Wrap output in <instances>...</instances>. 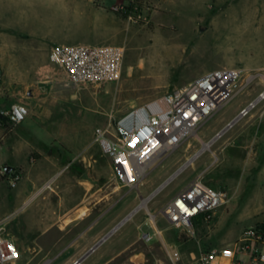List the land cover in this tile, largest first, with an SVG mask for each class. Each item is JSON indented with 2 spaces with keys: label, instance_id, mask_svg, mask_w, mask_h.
<instances>
[{
  "label": "rangeland",
  "instance_id": "obj_1",
  "mask_svg": "<svg viewBox=\"0 0 264 264\" xmlns=\"http://www.w3.org/2000/svg\"><path fill=\"white\" fill-rule=\"evenodd\" d=\"M28 2L23 9V32L32 42L49 49L46 67L66 82L60 97L54 98L60 104L54 106L52 119L36 121L28 116L16 131L46 146L69 145L82 151L76 161L78 176L87 178L95 191L120 193V201L104 216L103 223L116 227L138 209L82 264H173L167 247L178 249L183 256L179 264H187L190 253L197 252L199 245L231 244L245 228L264 223V101L214 139L264 89V0H174V8L159 0H137L132 21L120 15V32L118 24H111L114 15L109 11H99L102 16L98 17L89 8L73 7L74 0ZM114 2L103 0L107 9ZM172 10L175 12L171 15ZM60 43L125 46L120 81L70 85L52 55ZM32 56L29 53L24 59L28 62ZM222 67L243 69L240 86L250 76L254 78L252 85L161 160L138 188L120 186L110 158L97 141V129L112 131L110 125L133 107ZM200 152L199 158L159 191ZM199 175L211 187L227 193V199L212 224L196 225L194 237L179 240L182 233L172 228L162 209ZM149 212L156 215L164 239L147 243L141 239V232L154 233ZM98 215L95 213L92 220ZM49 236L54 240L62 235L56 227ZM18 248L20 259L16 264H64L68 257L65 246ZM46 257L51 260L45 262Z\"/></svg>",
  "mask_w": 264,
  "mask_h": 264
},
{
  "label": "built area",
  "instance_id": "obj_2",
  "mask_svg": "<svg viewBox=\"0 0 264 264\" xmlns=\"http://www.w3.org/2000/svg\"><path fill=\"white\" fill-rule=\"evenodd\" d=\"M136 2L131 0L129 4L116 5L113 10L132 21ZM125 52V46L114 44H58L53 48V57L70 85L86 87L119 82L123 74ZM243 77L244 70L237 67L205 72L181 88L133 107L114 126L110 125L112 131L97 129V141L110 158L115 179L120 186L138 188L161 160L197 133L236 94L252 85L254 78L250 76L240 86ZM263 101L264 89L233 120L247 117ZM29 114L27 105L14 103L4 116L8 123L17 126L24 123ZM2 126L3 122L0 121V128ZM201 154L197 153L188 159L162 186L171 183ZM21 180L22 173L15 172L8 180V185L16 188ZM226 199L227 193L211 187L199 175L163 207L162 213L173 229L194 237L196 225L212 224L217 210L225 204ZM149 214L154 233L142 231L141 239L147 243L155 238L164 239L156 215ZM167 251L173 264L183 261L178 249L167 247ZM19 259L16 241L0 224V264H16ZM187 264H264V229L260 224L247 227L236 241L225 246L199 245L197 252L190 253Z\"/></svg>",
  "mask_w": 264,
  "mask_h": 264
},
{
  "label": "crops",
  "instance_id": "obj_3",
  "mask_svg": "<svg viewBox=\"0 0 264 264\" xmlns=\"http://www.w3.org/2000/svg\"><path fill=\"white\" fill-rule=\"evenodd\" d=\"M130 1L115 0L111 9L104 7L103 0H74L72 5L89 8L98 17L102 16L99 11L111 12V24H118L120 32L121 16L113 7ZM159 2L175 7L174 0ZM28 3L0 0V114L7 113L14 103H23L29 108V118L39 121L53 118L54 106L60 104L54 98L60 97L66 81L46 67L49 49L32 42L23 32V9ZM29 53L33 56L27 62L24 56ZM0 121V224L19 247L65 246L68 257L64 264H75L115 227L102 219L117 206L120 193L95 191L87 178L78 176L76 161L82 151L69 145L46 146L16 131L23 123L14 126L1 117ZM15 172L22 173V180L10 188L8 180ZM95 213L99 215L92 220ZM56 227L62 236L53 240L49 233ZM127 233L121 234L120 240ZM50 260L46 257L45 262Z\"/></svg>",
  "mask_w": 264,
  "mask_h": 264
},
{
  "label": "water",
  "instance_id": "obj_4",
  "mask_svg": "<svg viewBox=\"0 0 264 264\" xmlns=\"http://www.w3.org/2000/svg\"><path fill=\"white\" fill-rule=\"evenodd\" d=\"M237 123V120H233L231 123H229L216 137L215 139L222 137L231 127H233ZM164 186L159 188V191L162 190ZM143 200H145L142 197ZM137 212H133L131 215H129L127 218H125L118 226H116L108 235H106L101 241H99L94 247H92L83 257H81L75 264H82L84 260L92 253L94 252L102 243H104L109 237H111L118 229H120L129 219L132 218V216Z\"/></svg>",
  "mask_w": 264,
  "mask_h": 264
},
{
  "label": "trees",
  "instance_id": "obj_5",
  "mask_svg": "<svg viewBox=\"0 0 264 264\" xmlns=\"http://www.w3.org/2000/svg\"><path fill=\"white\" fill-rule=\"evenodd\" d=\"M117 14H120V13H117ZM0 117L2 118V119H6V117L4 116V115H2V114H0ZM197 226H200L199 225V223H198V225ZM260 227L262 228V229H264V223H261L260 224ZM190 238L187 236V235H185V234H182L180 237H179V240H189Z\"/></svg>",
  "mask_w": 264,
  "mask_h": 264
}]
</instances>
